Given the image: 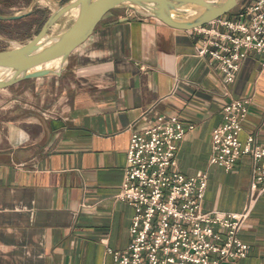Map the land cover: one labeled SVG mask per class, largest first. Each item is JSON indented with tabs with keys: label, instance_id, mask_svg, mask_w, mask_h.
Returning <instances> with one entry per match:
<instances>
[{
	"label": "crops",
	"instance_id": "obj_1",
	"mask_svg": "<svg viewBox=\"0 0 264 264\" xmlns=\"http://www.w3.org/2000/svg\"><path fill=\"white\" fill-rule=\"evenodd\" d=\"M41 1L70 0L35 3ZM35 3L29 16L0 21V36L13 38L11 31L19 30L21 40L32 38L53 11L44 17ZM17 6L0 0V14ZM199 40L193 29H173L119 7L70 54L59 77L13 84L34 82L29 92L40 102L17 128L1 107L0 264H113L106 248L121 251L130 242L133 208L115 199L130 131L162 117L193 126L178 143L176 163L185 176L206 175L203 208L243 209L251 160L242 156L229 171L210 165L211 132L226 103L249 97L239 139L252 135L264 145V69L250 51L226 84L215 62L196 56ZM238 237L247 256L220 264H264V191Z\"/></svg>",
	"mask_w": 264,
	"mask_h": 264
},
{
	"label": "built area",
	"instance_id": "obj_2",
	"mask_svg": "<svg viewBox=\"0 0 264 264\" xmlns=\"http://www.w3.org/2000/svg\"><path fill=\"white\" fill-rule=\"evenodd\" d=\"M232 16L193 29L198 57L207 56L233 83L248 52L264 69V0H244ZM251 103L234 98L222 107V121L211 132L208 163L231 170L242 157L251 160L248 200L239 212L206 210L205 174L185 176L177 167L178 143L193 129L176 116L132 129L120 188L115 199L133 208L130 242L121 251L106 248L113 264H220L245 258L248 245L238 234L264 191V145L249 135L239 139Z\"/></svg>",
	"mask_w": 264,
	"mask_h": 264
},
{
	"label": "water",
	"instance_id": "obj_3",
	"mask_svg": "<svg viewBox=\"0 0 264 264\" xmlns=\"http://www.w3.org/2000/svg\"><path fill=\"white\" fill-rule=\"evenodd\" d=\"M35 1L31 0L20 14H0V20L29 16ZM236 5L237 0H70L56 6L32 38L0 51V89L24 80L59 77L67 68L70 54L89 38L102 17L112 9L127 7L170 28L192 30L228 14ZM187 9L195 12L185 16L183 11ZM71 10H74L71 24L50 34V28ZM49 63L54 65L47 67Z\"/></svg>",
	"mask_w": 264,
	"mask_h": 264
},
{
	"label": "rangeland",
	"instance_id": "obj_4",
	"mask_svg": "<svg viewBox=\"0 0 264 264\" xmlns=\"http://www.w3.org/2000/svg\"><path fill=\"white\" fill-rule=\"evenodd\" d=\"M30 1L31 0H17L18 8L14 9L13 11H11L10 14H7V15H13L15 13L24 12L27 6L29 5ZM37 5L43 7L44 17H46L50 13V11L56 7L55 3L45 2V1L35 3V7ZM238 5L239 4H237L236 7L227 14V16H232L231 14L235 12ZM194 12L195 10L193 9H187L183 11L185 16H190ZM73 17H74V10H71L65 16H63L55 25H53L50 28L49 33L54 34V33L64 30L71 24ZM30 33H32V30L30 31ZM24 35L25 34L19 30H18V33L16 34H15V31L12 30L11 36L13 38L0 36V51L7 50L17 44L24 43L25 40H21L24 37ZM4 39H7L8 41H4ZM33 83L32 81H27L25 83L18 85L17 87L13 85L9 89H6V88L0 89V112H1V107H7V110H8L7 115L9 117H14L16 119V120H12L11 122L12 125L16 128L18 127L19 124H21V116L26 115L27 113L36 110L37 108L33 104L40 102V100H38L39 97L31 95V93L29 92V90L33 86ZM45 101H46V98L43 99V102ZM39 109L41 110V108ZM3 128H6V127H3ZM3 131H6V129H3Z\"/></svg>",
	"mask_w": 264,
	"mask_h": 264
},
{
	"label": "bare ground",
	"instance_id": "obj_5",
	"mask_svg": "<svg viewBox=\"0 0 264 264\" xmlns=\"http://www.w3.org/2000/svg\"><path fill=\"white\" fill-rule=\"evenodd\" d=\"M51 65H54V63H49V64H46V66L48 67V66H51Z\"/></svg>",
	"mask_w": 264,
	"mask_h": 264
},
{
	"label": "flooded vegetation",
	"instance_id": "obj_6",
	"mask_svg": "<svg viewBox=\"0 0 264 264\" xmlns=\"http://www.w3.org/2000/svg\"><path fill=\"white\" fill-rule=\"evenodd\" d=\"M32 14V13H31ZM1 21V20H0Z\"/></svg>",
	"mask_w": 264,
	"mask_h": 264
}]
</instances>
